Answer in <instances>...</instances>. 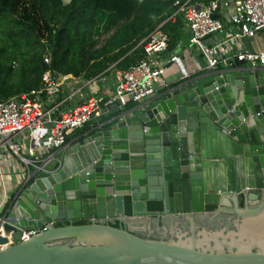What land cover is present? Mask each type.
Masks as SVG:
<instances>
[{"label": "water", "instance_id": "1", "mask_svg": "<svg viewBox=\"0 0 264 264\" xmlns=\"http://www.w3.org/2000/svg\"><path fill=\"white\" fill-rule=\"evenodd\" d=\"M0 264H264V65L235 59L91 126L0 211Z\"/></svg>", "mask_w": 264, "mask_h": 264}, {"label": "built area", "instance_id": "2", "mask_svg": "<svg viewBox=\"0 0 264 264\" xmlns=\"http://www.w3.org/2000/svg\"><path fill=\"white\" fill-rule=\"evenodd\" d=\"M174 6L176 10L169 20L182 19L185 32L190 36V46L199 50L209 70L229 68L235 59L246 61L252 67L264 65V51H250L244 44L245 38H254L264 30V0H175ZM217 14L220 17H216ZM220 34L225 36L216 38ZM170 39L169 33L161 27L151 32L142 41L146 57L129 69L117 72L115 94L107 102L102 97L85 95V91L94 92L103 75L85 79L48 69L39 89L0 101V149L6 146L21 158L25 180L38 171L62 164L69 147L68 136L84 128L95 116H101L109 105L117 103L123 108L155 95L167 70L159 58L168 52ZM231 44L238 45L237 52L230 49ZM44 59L50 65L51 53L47 52ZM181 59V55L175 53L170 61L181 62ZM77 96L86 100L63 110ZM24 140L26 142L22 143ZM92 220L94 218L85 222ZM95 220L107 222V219ZM116 221L121 222L119 218L108 220L110 223ZM50 226L53 224L25 231L21 240L41 234Z\"/></svg>", "mask_w": 264, "mask_h": 264}, {"label": "trees", "instance_id": "3", "mask_svg": "<svg viewBox=\"0 0 264 264\" xmlns=\"http://www.w3.org/2000/svg\"><path fill=\"white\" fill-rule=\"evenodd\" d=\"M174 3L0 0V101L39 89L48 69L85 79L127 70L146 57L142 41L158 27L169 33V51L175 52L185 29L181 18L169 20ZM113 30L99 46L101 37ZM47 52L52 55L50 65L44 59ZM111 224L125 226L119 221Z\"/></svg>", "mask_w": 264, "mask_h": 264}, {"label": "crops", "instance_id": "4", "mask_svg": "<svg viewBox=\"0 0 264 264\" xmlns=\"http://www.w3.org/2000/svg\"><path fill=\"white\" fill-rule=\"evenodd\" d=\"M225 34H220L216 38L221 39ZM244 44L247 49L253 52H263L264 51V30H261L254 38H245ZM178 49L174 51H169L163 54L159 59L161 63L165 64L167 70L165 75H163L161 82L158 84L157 92L155 95L144 100L140 103H130L126 107H120L117 103H113L108 106L107 111H104L101 116H95L84 128L77 130L68 136V146L74 143L76 139L79 138L84 132L88 131L91 126L109 120L108 116L112 112L120 111L126 108L137 107L138 105L145 104L153 99H155L164 89L166 84H173L176 82L183 81V79L208 76L213 73L205 65V60L202 54L195 47L190 46V36L189 33L185 32V39L178 44ZM181 48V49H180ZM230 49L234 52L238 51V45L231 44ZM175 53L181 55V62H171V57ZM117 72L118 70H112L109 73L103 75L95 86L94 92L89 93L85 91L86 97L96 96L104 98L105 102L113 99L116 85H117ZM86 100V99H85ZM82 97L80 98L79 104L85 101ZM78 104V105H79ZM77 105H72V107ZM71 108V107H70ZM64 110V109H63ZM105 110V109H104ZM25 143L26 140L21 141ZM25 165L20 157L15 156L12 152L5 146L0 149V211L3 210L5 204L9 200L10 192L12 195L14 192L22 185L25 181ZM146 218L126 220L124 223L146 221ZM118 222V221H116Z\"/></svg>", "mask_w": 264, "mask_h": 264}, {"label": "rangeland", "instance_id": "5", "mask_svg": "<svg viewBox=\"0 0 264 264\" xmlns=\"http://www.w3.org/2000/svg\"><path fill=\"white\" fill-rule=\"evenodd\" d=\"M69 0H65V2H68ZM115 32V30H113L110 34H106V35H103L100 39V43H99V46H102L107 40L108 38ZM61 96V99L64 98V95H60ZM80 96H77L75 99L71 100L68 104H66L63 109L64 110H69L70 107H72V105H78L80 102Z\"/></svg>", "mask_w": 264, "mask_h": 264}]
</instances>
